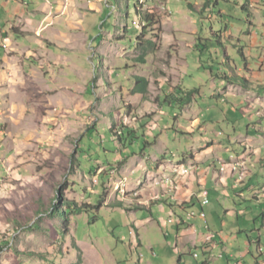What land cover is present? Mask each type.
<instances>
[{"label": "rangeland", "instance_id": "374dc122", "mask_svg": "<svg viewBox=\"0 0 264 264\" xmlns=\"http://www.w3.org/2000/svg\"><path fill=\"white\" fill-rule=\"evenodd\" d=\"M25 1L30 11L42 10V0ZM68 6L66 13L0 18L8 41L34 49H0V249L9 243L0 264L156 262L149 259L150 246L165 243L164 233L156 221L147 224V210L129 204L139 199L146 167L164 158L178 163L190 153L207 161L236 152L240 163H226L221 171L236 168L243 182L247 166L255 169L253 139L264 143V108L258 103L264 101V0H72ZM139 12L152 21H142ZM139 37L144 47L153 46L140 49ZM145 50L141 64L137 59ZM219 75L240 85L223 94L226 81ZM136 76L149 81L145 95L137 93ZM44 78L47 92L39 90ZM21 79L25 91H19ZM250 88L251 95L245 94ZM263 171H257L262 189ZM208 180V214L229 237L225 248L236 256L231 264L259 231L264 249V228L254 223L264 199L260 205L247 191L240 200L233 180L224 183V195L216 187L219 173ZM56 197L63 212L68 208L69 228L49 215ZM226 211L238 218H227ZM251 250L247 262L259 256L255 246ZM190 252L184 264H202L203 252L196 250L197 262ZM222 252L213 253L212 264H228Z\"/></svg>", "mask_w": 264, "mask_h": 264}, {"label": "crops", "instance_id": "0c3cea01", "mask_svg": "<svg viewBox=\"0 0 264 264\" xmlns=\"http://www.w3.org/2000/svg\"><path fill=\"white\" fill-rule=\"evenodd\" d=\"M61 4L59 3V0H42L38 1L37 3L40 4L39 7H41L42 10H35L30 11L29 10V3L25 0H0V18L5 17L9 22V17L14 15L15 13H19L22 19L23 15L22 13H66V9L68 10L70 2L72 0H61ZM24 6H27V9H24ZM38 7V8H39ZM37 8V9H38ZM48 21L50 20L46 15ZM6 22L5 25L8 24ZM51 23V22H50ZM29 24H31L29 22ZM46 25L42 28L45 29ZM7 27H3V25L0 23V49L3 50L7 49L8 45H12V50L19 54L23 51H34V49L28 48L27 50L22 49L21 45L19 46L16 41H8V32ZM15 26H13L12 33H17L14 31ZM28 29H32V25L28 26ZM39 30V29H36ZM31 31V32H32ZM44 31V30H43ZM7 41V42H6ZM205 42V41H204ZM28 43V40H27ZM197 43V42H196ZM257 45V39L256 37L252 38L251 46L255 47ZM51 48V47H49ZM45 54L50 53L44 50ZM5 60V58H4ZM3 63L4 61H0V84L4 81V75H3ZM25 77V76H24ZM229 78H232L228 76ZM26 80V79H25ZM31 80L32 79H28ZM26 80V81H28ZM44 80H46L44 78ZM226 84L223 88L222 93L229 92L231 87L240 85L237 81L235 84H231V81L225 80ZM22 79L20 80L19 85V91L20 89L24 90L27 89L23 85ZM28 84H30L28 86ZM27 86L31 88L32 90H38L37 87H34L32 83H28ZM47 84V80L43 81V85L39 90L42 91H49L50 88ZM237 84V85H236ZM223 85V84H222ZM24 88V89H23ZM253 88H250L247 90L245 94L251 95L249 92ZM25 91V90H24ZM1 92V90H0ZM195 92V91H192ZM42 93V92H40ZM218 93V94H222ZM247 98H249L247 96ZM260 105V108H264V101L262 100V97L260 100H258ZM256 105L258 103L254 102ZM253 103V104H254ZM258 104V105H259ZM256 109L261 110L257 106ZM264 112V111H262ZM260 113V112H259ZM264 133L262 134L263 137ZM248 136V135H247ZM257 139H253V142L256 144V153L257 157L253 160L252 167L255 168L252 170V168L247 166L248 173L247 178L245 181L240 182L239 177L240 173L234 172L235 168L225 169V171H221L222 164L223 163H240L238 159L241 158L239 153L233 152L231 153L226 159L225 158H213L209 159L207 161H199L197 156L193 153H190V155H185L181 158V160L178 163H174V160H167L164 158L163 161H159L155 165H150V167H146V173L144 178L142 179V186L138 191V197L136 201L130 200L131 203L130 206L139 207L141 209H145L150 213L151 218L147 221V224H153L155 221L160 226L161 231L164 233V237L166 242L163 244H157V246H150L151 247V257L149 259L154 260L156 262H148L147 264H184L185 260L184 257L188 250H190L191 254L193 255V258L196 260L200 259V255L195 254L196 250H200L203 252L204 259L202 260V264H212V259L215 257L214 252L221 248L223 251L222 259H224L228 255V264H231V261L233 259H236V256L233 254H230L227 252L225 245L229 242V237L224 235V232H218L214 225V219L211 216V214H208V206L202 209L200 200L198 198L199 193L203 189H207L209 191V196H211V191L207 187L208 183V175L212 174H218L221 177V180L219 184H216V187L219 186L222 187L224 190V195H228L226 191V187L224 186V183L226 181L233 180L235 184V188L241 189V193L238 194L237 197L241 199H245L246 196L244 192L249 191L252 194V199L257 201L260 205H263L262 201L264 199V189H262V185L259 183V173L257 172L260 168L264 167V162L260 163L258 168L257 162L259 159L264 158V143L260 144ZM240 139V138H239ZM238 139V140H239ZM247 139L248 138H243ZM250 140V139H249ZM258 142V143H256ZM229 144H233L231 140H229ZM263 145V146H262ZM258 146V147H257ZM214 148L213 143L207 144L205 149H207L208 152H210ZM243 150H246L245 148ZM193 155V156H191ZM186 156H191L189 159H185ZM187 160V161H186ZM218 165L220 166V169L218 171ZM243 167L246 164L242 163ZM248 165V164H247ZM148 168V169H147ZM231 168V167H230ZM183 169H189L190 174L185 173ZM182 175H181V171ZM237 171V170H235ZM242 171V168L240 169ZM189 174V175H187ZM187 175V176H186ZM226 175L227 177L224 178L223 176ZM262 176H264V171ZM166 177H170L176 185H178V190L176 191V187L174 185H162V187H157V183L161 182ZM152 178V179H151ZM257 185L261 187V190L256 189ZM167 186V187H166ZM174 188L175 191L172 190ZM264 188V186H263ZM137 190V189H136ZM135 190V191H136ZM255 193V194H254ZM156 195V196H155ZM155 196L156 201L153 199ZM212 202V199H211ZM136 204V205H134ZM210 204V203H209ZM154 210H156V214H154ZM201 210H204L207 214V218L209 221V229H206L203 226V223L200 219L195 218L190 222L185 221V215L189 211H194L196 213H199ZM133 212V211H132ZM226 211V217L232 218V216H236L238 218L239 213L236 214V212ZM250 213L254 214L255 212L250 211ZM248 213V215L250 214ZM242 214V212L240 213ZM247 214L244 213L243 216ZM255 221L254 223L261 224V226L264 228V209L259 210V214H255ZM234 218V217H233ZM170 219H174L173 223H169ZM221 227L224 229H227L228 222L223 221L221 223ZM223 229V230H224ZM243 231L240 230L238 234H241ZM209 235H213L214 237H209ZM262 236L263 234L259 231L258 238H250L248 236V242H246L249 246V249L246 252H241L239 256V260H236V264H264V253H260L259 248H262ZM256 247V251L259 254L258 257L254 256L253 262H247V259L250 257V254L252 253V248ZM163 249L164 256H160L159 252L156 248ZM171 248L173 251L172 253L175 255H178L179 259H174L170 252L167 250ZM263 249V248H262ZM197 256V257H196ZM262 256V257H261ZM261 257V258H260ZM142 260H140L141 263ZM197 262V261H196Z\"/></svg>", "mask_w": 264, "mask_h": 264}, {"label": "trees", "instance_id": "16d2710c", "mask_svg": "<svg viewBox=\"0 0 264 264\" xmlns=\"http://www.w3.org/2000/svg\"><path fill=\"white\" fill-rule=\"evenodd\" d=\"M208 5V3L207 4H205V6H204V8L206 7ZM138 14V16H139V18H141V20L142 21H146V23H150L151 21H152V17L151 16H146V17H144V16H142L141 15V13L139 12V13H137ZM140 42H141V38L139 37L138 38V40H137V47H139L140 49H142V48H144V49H148V48H150V47H152L153 46V43L152 42H148L147 44H148V48L147 47H144L143 45H141L140 44ZM147 50H145V52H143L139 57H138V61L141 63V64H145L146 63V59H147V53H148V51L146 52ZM219 77L221 78V79H224V80H228V81H230V79L231 78H229L228 76H226V75H219ZM136 80H137V84H136V88L138 89V91H137V93H139V94H142V95H145L146 93H147V91H148V83H149V81L146 79V78H144V77H139V76H136ZM187 95H186V99H188L189 100V98H191V95H192V92H190V93H186ZM173 100L174 101H179V99H175L174 97H173ZM60 201L61 200V198L60 197H56L55 198V201L53 202V204H52V209L50 210V212H49V215H52L53 217H58V218H60V219H63V220H65L66 221V223H65V227H68L69 228V224H70V218H69V212H68V208L66 209V211L65 212H63L62 210H61V208L57 205V201ZM37 223H35V225H36ZM9 246V243L8 244H6L4 247H2L1 249H0V252H2L5 248H7ZM75 249L76 250H78L79 252H81L80 251V249H79V247H75ZM259 250H260V248H259ZM78 264H81V259H79V263Z\"/></svg>", "mask_w": 264, "mask_h": 264}, {"label": "built area", "instance_id": "2783aa9c", "mask_svg": "<svg viewBox=\"0 0 264 264\" xmlns=\"http://www.w3.org/2000/svg\"><path fill=\"white\" fill-rule=\"evenodd\" d=\"M222 165H226V163H223ZM186 172H190V171H186ZM198 198L200 200L202 209H204L210 202V200H209V191L207 189H203L199 193ZM195 218L200 219L202 221V223H203V226L206 229H209V221H208V218H207V214H206V212L204 210H201L199 213H196L194 211H189L185 215V221H187V222H190V221H192ZM173 222H174V219H170L169 223H173ZM209 237H214V236L213 235H209ZM259 251H260V253H264L263 250H259Z\"/></svg>", "mask_w": 264, "mask_h": 264}, {"label": "bare ground", "instance_id": "6f19581e", "mask_svg": "<svg viewBox=\"0 0 264 264\" xmlns=\"http://www.w3.org/2000/svg\"><path fill=\"white\" fill-rule=\"evenodd\" d=\"M235 170H236V168H235ZM186 171H188V170H185L184 172L185 173H188V172H186ZM240 180H242V176H240ZM173 180L170 178V179H164V180H162L161 182H158L157 183V186H162V185H173L174 183L172 182ZM177 190V189H176ZM260 250H263L264 251V249H260Z\"/></svg>", "mask_w": 264, "mask_h": 264}]
</instances>
